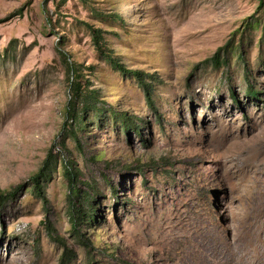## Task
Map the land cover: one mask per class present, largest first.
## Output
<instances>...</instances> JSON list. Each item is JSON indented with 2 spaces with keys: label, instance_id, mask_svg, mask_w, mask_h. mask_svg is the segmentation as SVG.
<instances>
[{
  "label": "rangeland",
  "instance_id": "obj_1",
  "mask_svg": "<svg viewBox=\"0 0 264 264\" xmlns=\"http://www.w3.org/2000/svg\"><path fill=\"white\" fill-rule=\"evenodd\" d=\"M0 192V264H264V0H0Z\"/></svg>",
  "mask_w": 264,
  "mask_h": 264
},
{
  "label": "trees",
  "instance_id": "obj_2",
  "mask_svg": "<svg viewBox=\"0 0 264 264\" xmlns=\"http://www.w3.org/2000/svg\"><path fill=\"white\" fill-rule=\"evenodd\" d=\"M89 29L92 32L93 43L96 46L97 50L99 51L100 56L103 57L104 59H106L109 62V64L113 67V69H115L116 71H119L122 75L135 78L137 80V82L140 84V86L143 88V90L145 91L146 95L150 99L151 98L150 97V94H151L150 89L152 86L151 83H152V81H155L154 80V79H156L155 76L153 74H147V73L143 72L142 70H131V69L127 68L122 63L120 58L113 52V50L106 49L105 42H104V36L102 34L103 30L101 28H95L92 25H89ZM221 50H222V48H219L218 51L212 57H210L207 60V61L211 62L212 65H214L215 67H218V68H220V67H222L228 63L225 59H223L221 57V55H220ZM62 56L65 59L66 53H62ZM70 71H72L75 75V72L77 70L72 65L70 67ZM77 89L78 88H76V92H77ZM231 92H232V96L235 97L234 91L232 90ZM93 93L94 92H91V94H87V95H89L88 97H89L91 102H92V98H94V96H92ZM248 93H251L252 95H256L258 92H256V90H254L253 87L250 85L248 87ZM90 101H89V103H90ZM90 108H92V110H94V111L98 110L96 108V102L95 101H93V105ZM72 112H73V110L70 109L69 114ZM113 115H114L113 118L121 119V126H123L126 130H128V128H130V127H133V129H135L136 132L140 133V128L138 127V125H136L135 119L133 117H129L126 112H121L119 114L116 112H113ZM71 116L73 119L76 120L79 127L82 128L83 122H82V119L79 117V115H77L75 112H73L71 114ZM63 171H64L65 177L72 184L74 176H75L74 170L70 166H67V164H65ZM42 176H45L44 167L42 169H40L39 172L33 176V179L37 181L39 179V177H42ZM37 189L40 190L39 191L40 193L42 192V188H41L40 184H37ZM8 195H12V193L11 192H8V193L0 192V201L2 198H7ZM84 199H85V202L88 203V205H90V208H91L90 212H93L94 206H92V204H91L90 197L86 196ZM82 216L84 217V219L86 221L93 219V214L92 213L88 214L87 210H84V212L82 213ZM51 233H54V232L51 231ZM72 257L73 256H70V254H69V249L65 248L60 259H61V262L64 263L65 261L69 262L72 259Z\"/></svg>",
  "mask_w": 264,
  "mask_h": 264
}]
</instances>
